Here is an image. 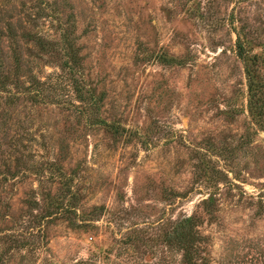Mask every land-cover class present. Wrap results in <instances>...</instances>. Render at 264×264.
Masks as SVG:
<instances>
[{"label": "rangeland", "instance_id": "1", "mask_svg": "<svg viewBox=\"0 0 264 264\" xmlns=\"http://www.w3.org/2000/svg\"><path fill=\"white\" fill-rule=\"evenodd\" d=\"M238 37L264 0H0V264H186L187 217L201 264H264Z\"/></svg>", "mask_w": 264, "mask_h": 264}, {"label": "trees", "instance_id": "2", "mask_svg": "<svg viewBox=\"0 0 264 264\" xmlns=\"http://www.w3.org/2000/svg\"><path fill=\"white\" fill-rule=\"evenodd\" d=\"M237 48L245 63V71L248 80V105L250 114L258 125L263 126L264 101L262 92L264 88V80L263 77H261L260 71L258 72V69H255L253 66H261L264 64V54L250 55L246 53L239 37ZM66 54L74 59L71 51H68ZM66 66H69V63H66ZM1 82L4 85L6 84L4 79L1 80ZM56 207L62 209L59 205H56ZM196 226L197 223L193 221L191 217H187L183 224L176 226L174 230L168 234L169 242L178 244L183 250L184 261L186 264H201L198 260V244L200 242V236L196 230Z\"/></svg>", "mask_w": 264, "mask_h": 264}]
</instances>
